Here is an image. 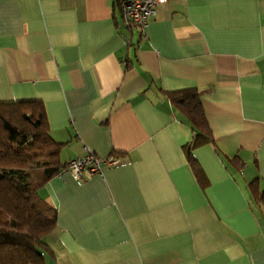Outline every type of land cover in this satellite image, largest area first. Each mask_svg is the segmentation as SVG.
Returning <instances> with one entry per match:
<instances>
[{"label": "crops", "instance_id": "obj_1", "mask_svg": "<svg viewBox=\"0 0 264 264\" xmlns=\"http://www.w3.org/2000/svg\"><path fill=\"white\" fill-rule=\"evenodd\" d=\"M116 1L0 0V101L41 100L63 163L119 159L38 188L45 264H264V0H167L141 29ZM182 90L214 139L191 151L200 183L164 93Z\"/></svg>", "mask_w": 264, "mask_h": 264}, {"label": "trees", "instance_id": "obj_2", "mask_svg": "<svg viewBox=\"0 0 264 264\" xmlns=\"http://www.w3.org/2000/svg\"><path fill=\"white\" fill-rule=\"evenodd\" d=\"M193 91L164 93L194 132L184 149L200 183V166L191 151L202 144L214 145V139L199 101L202 92L195 91L193 99H186ZM61 145L49 134L41 100L0 101V264H45L44 252L49 248L44 238L55 227L57 211L40 197L38 188L66 169L67 162L60 160ZM234 159L238 166L243 164L237 156ZM38 167L42 173L32 184L29 171ZM248 188L254 206L264 216V190L258 178Z\"/></svg>", "mask_w": 264, "mask_h": 264}, {"label": "built area", "instance_id": "obj_3", "mask_svg": "<svg viewBox=\"0 0 264 264\" xmlns=\"http://www.w3.org/2000/svg\"><path fill=\"white\" fill-rule=\"evenodd\" d=\"M167 0H119V8L125 23L129 26L143 28L146 22L156 15L157 10ZM119 161L112 155L101 158L95 155L88 147H84L83 154L70 159L64 171L74 178H84L102 173L103 165H114Z\"/></svg>", "mask_w": 264, "mask_h": 264}, {"label": "rangeland", "instance_id": "obj_4", "mask_svg": "<svg viewBox=\"0 0 264 264\" xmlns=\"http://www.w3.org/2000/svg\"><path fill=\"white\" fill-rule=\"evenodd\" d=\"M29 173H30V175H29L30 176L29 181L32 184H35L38 181V177L42 173V169L40 167H38V168H32V169H30Z\"/></svg>", "mask_w": 264, "mask_h": 264}]
</instances>
